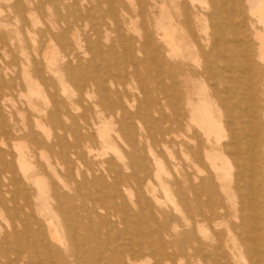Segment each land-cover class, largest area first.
Returning a JSON list of instances; mask_svg holds the SVG:
<instances>
[{
    "label": "bare ground",
    "instance_id": "6f19581e",
    "mask_svg": "<svg viewBox=\"0 0 264 264\" xmlns=\"http://www.w3.org/2000/svg\"><path fill=\"white\" fill-rule=\"evenodd\" d=\"M2 211L0 264H264V0H0Z\"/></svg>",
    "mask_w": 264,
    "mask_h": 264
},
{
    "label": "rangeland",
    "instance_id": "374dc122",
    "mask_svg": "<svg viewBox=\"0 0 264 264\" xmlns=\"http://www.w3.org/2000/svg\"><path fill=\"white\" fill-rule=\"evenodd\" d=\"M262 149H263V147H259V157L262 155L263 156V154H262ZM79 202V201H78ZM77 202V203H78ZM165 211H169L170 212V209L168 208H163ZM229 213H232V209L231 208H229ZM2 214H0V218L2 219V221H1V219H0V228H5L6 226H7V224H6V222H7V216H6V213H4V211H2L1 212ZM168 225H170V226H172L173 224V222H174V220H175V217H171V216H168L167 218H164L163 219ZM181 229H183V227L181 228ZM187 255V254H186ZM184 260H188L187 259V257H185V259ZM151 262H153V259H152V261ZM168 264H172V262L170 261V262H168Z\"/></svg>",
    "mask_w": 264,
    "mask_h": 264
}]
</instances>
